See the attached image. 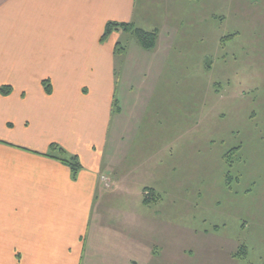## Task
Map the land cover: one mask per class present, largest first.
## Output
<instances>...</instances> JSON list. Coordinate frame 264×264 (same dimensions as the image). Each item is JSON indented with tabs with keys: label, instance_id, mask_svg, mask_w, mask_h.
<instances>
[{
	"label": "crops",
	"instance_id": "obj_1",
	"mask_svg": "<svg viewBox=\"0 0 264 264\" xmlns=\"http://www.w3.org/2000/svg\"><path fill=\"white\" fill-rule=\"evenodd\" d=\"M163 1L149 14L148 0H0V264H141L140 257L159 253L154 223L139 229L137 205L161 198L154 163L162 153L143 149L137 132L121 133L127 117L117 78L128 60L136 74L161 79L171 54L183 59L173 50L192 34L200 40L216 0ZM152 16L160 25H138ZM109 22L157 31L156 46L138 41L137 60L129 45L115 53L132 32L115 30L102 40ZM140 116L135 111L131 128ZM126 139L128 147L121 145ZM53 144L78 156L77 174ZM145 169L152 178L145 189L120 195L127 202L107 215L105 199Z\"/></svg>",
	"mask_w": 264,
	"mask_h": 264
},
{
	"label": "rangeland",
	"instance_id": "obj_2",
	"mask_svg": "<svg viewBox=\"0 0 264 264\" xmlns=\"http://www.w3.org/2000/svg\"><path fill=\"white\" fill-rule=\"evenodd\" d=\"M162 2L148 0V13L163 9ZM211 11L200 40L192 34L174 49L183 59L171 54L161 79L136 74L128 60L117 78L127 117L121 133L137 132L143 149L162 153L160 165L154 163L161 198L137 205L139 229L154 223L160 250L140 257L141 264H264V0H216ZM145 19L138 25L149 30L161 23ZM122 38L137 60L136 35ZM151 180L147 169L138 171L105 199V213L114 215L127 202L120 195L143 191Z\"/></svg>",
	"mask_w": 264,
	"mask_h": 264
},
{
	"label": "trees",
	"instance_id": "obj_3",
	"mask_svg": "<svg viewBox=\"0 0 264 264\" xmlns=\"http://www.w3.org/2000/svg\"><path fill=\"white\" fill-rule=\"evenodd\" d=\"M115 30H123L126 32H132L136 35L138 41L141 43V45L146 49H152L156 46L157 40H158V32L157 31H146L142 28H138L134 26L131 23H117V22H109L106 26L105 33L102 37V40H105L113 31ZM125 51V46L121 42H118L115 47V53L120 54ZM46 85L47 92H51L52 88L49 84V81H44ZM8 93V92H5ZM53 149H58L60 153L64 156L62 158V161L68 163L71 168L73 169L74 174H77L78 170L81 168V162L79 161V158L77 155H73L70 157H67L66 151L63 148H60L58 145L53 144ZM66 155V156H65ZM148 201V200H146ZM150 202V201H149Z\"/></svg>",
	"mask_w": 264,
	"mask_h": 264
}]
</instances>
